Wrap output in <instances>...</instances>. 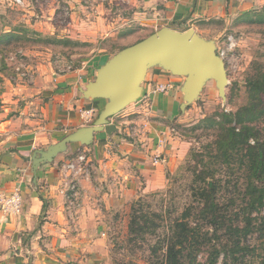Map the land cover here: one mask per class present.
<instances>
[{
  "label": "crops",
  "instance_id": "crops-1",
  "mask_svg": "<svg viewBox=\"0 0 264 264\" xmlns=\"http://www.w3.org/2000/svg\"><path fill=\"white\" fill-rule=\"evenodd\" d=\"M130 1L134 8L123 18L126 30L119 36L135 26L149 29L150 33L160 27L176 31L193 28L200 36L215 39L216 44L232 19L264 3V0ZM3 3L0 0V10ZM109 35L113 37L117 32ZM75 36L87 41L99 34L94 31ZM100 53L81 67L49 73L39 80L35 92L24 94L22 90L23 94L8 95L2 100L22 102L14 114L9 115L13 111L10 104L3 105L0 113V192L18 187L23 201L21 214L0 213V264H110L106 249L109 218L116 217L115 213L140 195L164 186L166 173L173 172L186 154L187 143L172 136L168 126H159L166 120H182L179 89L182 80L152 67L141 84L140 97L110 117L115 131L95 132L89 145L68 143L65 152L50 162H42L33 171L31 155L35 149H44L78 127L91 125L102 109L104 99L84 98L81 93L94 80L96 70L113 55L104 49ZM166 80L173 81L167 93L152 91L155 82ZM86 110H92L93 117L88 118ZM134 114L136 123L150 127L152 137L148 139L153 142L125 139L128 127L124 125L135 121ZM80 150L87 151L86 173L78 179L77 195L67 198L59 191V163L64 155L67 158ZM156 156L160 157L154 162Z\"/></svg>",
  "mask_w": 264,
  "mask_h": 264
},
{
  "label": "rangeland",
  "instance_id": "rangeland-1",
  "mask_svg": "<svg viewBox=\"0 0 264 264\" xmlns=\"http://www.w3.org/2000/svg\"><path fill=\"white\" fill-rule=\"evenodd\" d=\"M131 2L24 0L22 5H14L10 4V0H4L0 10V113L3 112V105L10 104L13 111H9L12 112L9 115L14 114L22 101L3 103L2 100L8 95L16 97L19 93L23 94L22 90L24 94L35 92L39 80L49 73L53 71L63 73L81 67L90 57L100 55L103 49L114 54L119 47L130 45L147 36L150 33L149 29L141 26H135L129 33H125L127 35L119 36L122 30L123 32L126 30V25H122L123 18L133 11L134 5ZM135 4L138 5V2ZM254 7L247 16L232 19L224 33L217 38L216 45H221L225 36L229 34L235 39V46L225 60L228 78L225 88L226 100H222L218 95L214 81L208 80L199 98L180 112L181 121H175V118L159 125L168 126L172 136L185 141L187 150L177 168L171 173H166L164 186L147 191L133 200L134 202L141 198V207L145 214L162 212L165 222L180 216L181 212L190 206L193 209L189 219L193 221L197 208L190 188L199 179L198 175L201 174L204 164L208 165V173L217 181L222 180L224 183L222 194L236 197L234 206L242 212L243 207H239L241 204L244 206V200H241L244 184L241 169L236 163L227 168L212 158V153L215 152L212 142L218 128L207 127L200 121L215 111L234 112L244 105L248 100L247 80L256 76L258 72H264V3ZM69 22L75 25H68ZM94 31L99 36L93 40L84 41L75 36L82 32ZM110 32H117V35H114L116 37H111ZM132 116L135 117V121L124 125L128 127V132L124 134L125 139L153 142L148 139L152 137L150 127L145 128L143 123H136L137 115ZM258 125L260 134L264 137V117ZM66 156H63V160ZM70 157L72 155L67 159ZM133 202H129L126 208L115 213L116 217L109 218L106 234L109 263L163 264L161 251L153 253L151 246L156 244L157 235L162 239L165 223L156 219V224H160V230L158 228L155 235L149 231L143 237L131 236L128 224L130 205ZM242 218L240 214V222ZM198 223L207 232L208 226L204 220L199 219ZM213 242V239L206 242L195 257L186 259V264H205ZM221 258L222 255L219 256L218 262Z\"/></svg>",
  "mask_w": 264,
  "mask_h": 264
},
{
  "label": "trees",
  "instance_id": "trees-1",
  "mask_svg": "<svg viewBox=\"0 0 264 264\" xmlns=\"http://www.w3.org/2000/svg\"><path fill=\"white\" fill-rule=\"evenodd\" d=\"M247 84L248 100L244 105L234 112L215 111L200 121L207 127L218 128L212 142L215 151L212 158L227 168L236 163L241 169L244 206L239 207H243L242 212L234 206L235 196L222 194L224 183L208 173L207 164L190 188L197 208L193 221L189 219L193 209L190 206L180 216L164 222L162 212H143L141 198L130 205L131 236L143 237L149 231L155 235L160 230L156 219L165 223L162 239L157 235L156 244L151 246L153 253L161 251L163 264H186L187 258L195 257L212 239L205 264H264V137L258 125L264 117V72L252 76ZM199 219L207 224V232L199 225Z\"/></svg>",
  "mask_w": 264,
  "mask_h": 264
},
{
  "label": "water",
  "instance_id": "water-1",
  "mask_svg": "<svg viewBox=\"0 0 264 264\" xmlns=\"http://www.w3.org/2000/svg\"><path fill=\"white\" fill-rule=\"evenodd\" d=\"M152 67L181 78V111L199 98L208 80L214 81L218 95L226 100L228 78L225 62L216 53V40L200 36L193 28L176 31L160 27L119 49L96 70L94 80L88 82L81 93L84 98L104 99L102 109L91 125L78 127L44 149H35L31 155L33 171L42 162H50L57 154L65 152L68 143L89 145L95 132L115 131L110 117L140 97L141 84Z\"/></svg>",
  "mask_w": 264,
  "mask_h": 264
},
{
  "label": "built area",
  "instance_id": "built-area-1",
  "mask_svg": "<svg viewBox=\"0 0 264 264\" xmlns=\"http://www.w3.org/2000/svg\"><path fill=\"white\" fill-rule=\"evenodd\" d=\"M24 0H10V4L22 5ZM233 35H226L221 45H216V53L221 57L224 62L228 58V53L235 46ZM173 86L172 80L159 81L153 84V92L167 93ZM89 118L92 116V110L84 111ZM160 156L154 158V162L159 159ZM87 151L80 150L76 152L72 157L66 158L59 165L60 172V187L59 191L67 198H73L77 195V182L78 179L86 173L87 169ZM22 195L18 187H14L9 191L0 192V212L4 215L16 216L22 211Z\"/></svg>",
  "mask_w": 264,
  "mask_h": 264
}]
</instances>
